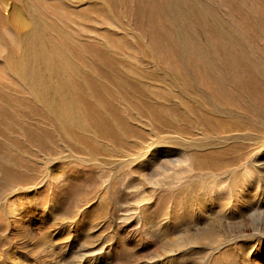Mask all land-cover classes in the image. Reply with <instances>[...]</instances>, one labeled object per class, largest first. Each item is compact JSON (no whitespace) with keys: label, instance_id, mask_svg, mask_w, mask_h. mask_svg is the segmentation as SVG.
Returning a JSON list of instances; mask_svg holds the SVG:
<instances>
[{"label":"rangeland","instance_id":"obj_1","mask_svg":"<svg viewBox=\"0 0 264 264\" xmlns=\"http://www.w3.org/2000/svg\"><path fill=\"white\" fill-rule=\"evenodd\" d=\"M0 264H264V0H0Z\"/></svg>","mask_w":264,"mask_h":264}]
</instances>
